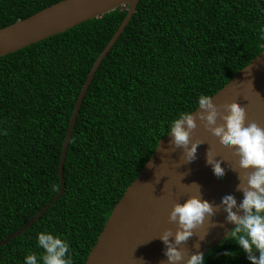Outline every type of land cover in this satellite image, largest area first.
<instances>
[{
  "label": "trees",
  "instance_id": "16d2710c",
  "mask_svg": "<svg viewBox=\"0 0 264 264\" xmlns=\"http://www.w3.org/2000/svg\"><path fill=\"white\" fill-rule=\"evenodd\" d=\"M59 0H0V27ZM126 13L119 6L0 56V239L57 191L78 92ZM264 45V0H138L83 96L60 196L0 245V264H83L160 138ZM188 264H264V190Z\"/></svg>",
  "mask_w": 264,
  "mask_h": 264
},
{
  "label": "water",
  "instance_id": "95a60500",
  "mask_svg": "<svg viewBox=\"0 0 264 264\" xmlns=\"http://www.w3.org/2000/svg\"><path fill=\"white\" fill-rule=\"evenodd\" d=\"M138 0H59L0 27V56L98 17L126 13L87 72L58 163L59 187L22 233L63 192V165L83 96ZM264 190V45L233 77L160 138L114 204L83 264H188L228 236Z\"/></svg>",
  "mask_w": 264,
  "mask_h": 264
}]
</instances>
